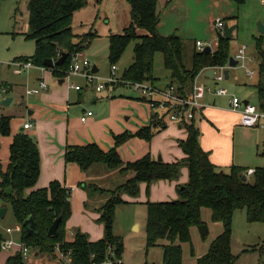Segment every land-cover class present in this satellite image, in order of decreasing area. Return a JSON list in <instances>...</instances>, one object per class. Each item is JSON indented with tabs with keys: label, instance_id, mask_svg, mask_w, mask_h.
I'll return each mask as SVG.
<instances>
[{
	"label": "trees",
	"instance_id": "16d2710c",
	"mask_svg": "<svg viewBox=\"0 0 264 264\" xmlns=\"http://www.w3.org/2000/svg\"><path fill=\"white\" fill-rule=\"evenodd\" d=\"M4 0H0L1 6ZM101 4L103 0H27L29 9V33L27 40L36 44L35 53L21 60L36 66L45 67V62L59 60V55L67 54L64 65L52 70L54 76L63 79L69 70L72 55L86 51L97 37L95 33L77 36L73 32L74 14L85 8L89 2ZM237 5L243 0H230ZM130 5L131 25L122 34L109 36L108 61L112 66L122 59L132 42L134 49L132 65L122 76L130 83L154 84L156 54L162 55V63L169 73L170 85H175L180 94H191L197 77L209 68L223 67L229 64L231 40L218 35V46L209 54L198 52L196 43L188 54L183 40L174 35L164 37L159 34L160 17L157 12V0H127ZM144 31L145 34H140ZM80 42L75 44V40ZM264 36L255 40L260 80L256 85L259 108L264 110ZM124 87L123 84L113 85ZM166 115L155 114L151 124L135 134L125 133L115 137V145L105 152L98 145L74 146L67 149L66 164H74L87 172L95 165H103L120 174H133V177L113 191L97 188L107 194L108 200L99 209L98 222L104 227V237L92 242L81 231L76 232L74 241L68 242L67 223L72 217V189L65 188L54 181L49 187L37 189L41 173V155L37 141L30 135L20 132L14 136L10 146L9 165L3 171L0 165V204L1 208H11L13 215L22 227L21 242L30 250L40 254L54 256L56 248L68 255L63 264H104L108 259L113 262L122 260L123 240L114 233L116 209L125 203V195L137 198L140 186L150 188L160 181H177L182 167L188 169L189 181L178 189L179 199L166 203H147L146 240L148 248L163 244L162 264H182V251L185 244L192 245V231L205 225L203 211L209 210L213 223L221 224L222 233L211 243L208 252L199 257L197 264H235L232 255V221L234 213L246 209L250 223H264V169H256L246 182L242 181L245 170L233 167L230 174L218 172L210 161L209 153L200 144V129L196 122L184 121L182 127L188 133L185 141L179 145L185 159L176 163H164L154 160L150 155L124 163L119 149L137 138L150 143L156 134L165 127ZM11 118L0 121V136H11ZM93 188V187H91ZM32 217L38 234L29 236L24 222ZM57 219H61L56 236H49V230ZM5 241L0 232L1 245ZM7 264H25L23 254L8 259Z\"/></svg>",
	"mask_w": 264,
	"mask_h": 264
},
{
	"label": "rangeland",
	"instance_id": "374dc122",
	"mask_svg": "<svg viewBox=\"0 0 264 264\" xmlns=\"http://www.w3.org/2000/svg\"><path fill=\"white\" fill-rule=\"evenodd\" d=\"M243 1V4L237 5L230 0H157V12L160 17L159 34L164 37L174 35L180 37L185 44L186 53L189 54L194 49L197 41L206 45H214L217 42L219 33L215 28V22L217 19H221L229 26H237L231 40L232 56L235 57L243 46L249 48L250 54H255V40L260 37L258 23L262 22L264 24V0ZM16 10H18L17 16ZM130 11V5L127 0H103L101 4L91 1L85 8L74 14L72 25L74 34H82L86 29L88 31L92 29L93 32H97L98 38L92 42L85 52L80 53H83L93 65L98 67L100 77L105 78L110 74L111 70V65L108 61L109 40L107 37L110 33L122 34L124 29L131 25ZM0 33V89L7 84L14 86L15 90L16 87L18 88L17 92L0 96V121L3 117L11 118V124L15 129L16 125L23 123L24 120L31 124L34 122L29 116L30 109L20 104V98L21 95H24V85L28 75L24 73L17 76L13 74L12 70L7 69V64L11 60L15 58H30L35 53V42L27 40L24 36L25 33H29L27 0H4L2 2ZM140 34L143 35L145 32L140 31ZM136 44L137 41L132 42L128 46L122 59L116 65L118 67V75H122L132 65ZM252 67L257 68L258 63L256 62ZM229 71L230 78L221 83V86L235 92L242 100H249L253 104H258L256 89L259 81L258 75L253 79H249L246 70L239 67L231 68ZM47 72L55 79H58L57 76H54L52 70H47ZM154 74L156 78L163 79V81H166V77L169 76L163 66L160 53L156 54ZM71 78L83 81V78L80 77ZM202 80L206 82L209 79L203 77ZM124 87V89L120 87L115 90L113 92L115 96H110V98L106 97L109 96L107 89L99 94L96 91L97 100L96 96L91 94V97L94 96L96 101H90L86 105V110L97 112V108L105 104L104 110L108 115L111 104L119 103L121 106L120 114L118 115L119 124L124 127L126 133L135 134L138 132H135L136 130H141L151 124L147 115L148 112L150 114V109L146 102L139 99L142 98L139 93L134 92L129 87ZM27 90L25 91L26 96ZM109 91L112 92L113 89ZM8 97L14 98V102L10 106H4L2 101ZM28 98L33 100V97ZM143 114H146L147 122L142 120ZM8 138L0 136V164L3 171L7 170L6 163L10 155V146L6 147ZM133 141H136L137 145L141 146L140 153L148 144L137 138H134ZM128 143V151L133 155L135 150H133V143ZM138 155L140 154L137 152L135 157ZM147 155L150 154L148 153L145 156ZM112 173L115 174L116 172ZM35 188L30 189L27 194L29 195L37 190ZM146 189L147 196L154 194L152 187H146ZM146 201L138 199L137 202H125L120 205L115 212L114 233L123 240V259L125 262L131 261L133 264H162L164 256L163 244L155 248H148L146 243L147 203H166L170 201H166L164 196L159 194L156 195L155 202L151 199ZM1 207L2 205L0 204V209ZM7 209V216L1 219L0 224V232L4 237L8 236L6 234L7 228L15 229L16 225H19L11 208L8 207ZM203 219L207 227L206 235L202 236L200 227L193 229L192 245L185 244L183 246L182 264H197L198 258L208 252L211 243L223 231L221 224L212 222L209 210L203 211ZM135 223L139 224L140 229L138 232H135L134 228L131 227ZM81 232L84 233L83 231ZM13 236L16 237V232ZM231 251L236 258L235 264H264V223H250L247 219L246 209L238 210L234 213Z\"/></svg>",
	"mask_w": 264,
	"mask_h": 264
},
{
	"label": "crops",
	"instance_id": "0c3cea01",
	"mask_svg": "<svg viewBox=\"0 0 264 264\" xmlns=\"http://www.w3.org/2000/svg\"><path fill=\"white\" fill-rule=\"evenodd\" d=\"M17 13L18 10H16V16ZM88 33L97 34L92 29L89 31L86 29L82 34L75 33V35L82 36ZM110 35L115 34L110 33ZM109 36L107 37L108 40ZM97 38L98 35L95 39ZM74 42L78 44L80 40L76 39ZM251 55L258 63V67L254 69L257 70L256 75H258L260 80L257 54L255 52V54ZM19 59L21 58H15L10 62ZM9 63L7 64V69L12 70L13 74L16 75ZM96 68L98 70L97 74L100 75L97 66ZM26 74L28 76L24 85L25 91L37 88L40 81H45L48 84V89L38 96H26L25 91V96L21 95L20 104L30 109L29 116L34 122L31 124L24 120L23 123H18L15 129L11 124V136L8 138V142H6V147L8 145L11 146L14 136L20 132L33 136L38 141L41 155V173L35 189L47 188L54 181L60 182L65 188L72 189V217L67 225L66 240L73 242L76 232L83 231L92 242L99 241L104 237V227L98 222L100 218L99 209L105 205L109 196L99 192L97 188L113 191L125 184L126 181L133 177V174H120L118 171L109 170L103 165H95L87 172H83L74 164H66L65 154L70 147L92 144L98 145L105 152L112 149L115 145V137L126 133L124 127L119 124L118 115L120 114L121 106L119 103H112L107 115L104 110L105 104H102V106L97 108V112H93V116L88 117L85 122H82V118L88 112H92L86 110V105L90 101L95 102L98 99L97 94H99H96L94 89H87L84 79L83 81L71 77L55 79L48 72H42L38 69H31ZM203 77L209 80L205 82L202 80ZM157 79L153 84L155 87L166 88L170 85L169 76L166 77V81ZM198 81L208 88L215 87L214 81L207 77L206 73L200 75ZM73 85L81 86L82 90H74L72 88ZM3 87L7 89V95L18 90L17 87L15 90L14 86L8 84ZM118 88L120 87L108 86L106 89L109 96L106 97L115 96L113 92ZM121 88L124 89L125 87ZM111 89H113L112 92L109 91ZM228 90L231 94L238 96L235 92L230 89ZM91 94L96 96V100L94 96L91 97ZM28 97H33V100ZM139 99L145 102L143 98ZM240 99L242 100V98ZM229 100L230 97H219L214 93H207L202 100L203 107L196 113L194 118L201 132L200 144L202 149L209 153L210 161L215 165L217 171L224 174H230L234 166L244 169L245 174L249 170L264 169V131L243 127L240 124L239 114L230 108ZM243 101L253 104L249 100ZM253 105L260 107L259 98L258 104ZM147 115L151 121V111ZM146 119H148L146 114H143L142 120L147 122ZM25 124H31L32 127L25 130ZM137 131L139 130L135 132ZM187 137L188 133L182 127V124L166 119L165 127L150 143L145 144L146 146L142 153H140L141 146H138L137 142L133 141V139L130 141L133 143V150L135 149L133 155L129 153L127 144L121 147L119 154L124 163L135 162V160L142 158L148 153L154 160H159V157L164 163H176L184 160L186 157L180 148L179 142L185 141ZM137 152L140 155L135 157ZM6 165L8 167L9 159ZM111 171L117 174H113ZM188 181V169L182 168L179 180L160 181L155 183V185L153 184L151 186L154 193L152 196L151 194L149 196L146 195V187L148 186L142 184L140 186V197L132 198L125 195L123 199L125 202H137L138 199L141 201L151 199L155 202L156 195L159 194L164 196L166 201H175L178 199L179 187L187 184ZM131 227L134 228L135 232H138L140 229L138 223L133 224ZM14 233L8 234L6 232L8 236L4 237L5 240L15 242L16 246L12 250L0 252V264H7L9 258L21 253L19 244L21 243L22 232H16V237L13 236ZM122 262L123 264H133L131 261H129L130 263L125 262L123 258ZM63 263L64 261L61 260L57 253L54 256H50L29 250L28 257L25 258V264Z\"/></svg>",
	"mask_w": 264,
	"mask_h": 264
},
{
	"label": "built area",
	"instance_id": "2783aa9c",
	"mask_svg": "<svg viewBox=\"0 0 264 264\" xmlns=\"http://www.w3.org/2000/svg\"><path fill=\"white\" fill-rule=\"evenodd\" d=\"M264 4V1H263ZM225 23L221 19H217L215 22V28L219 34L224 31ZM210 46L212 52L218 46V40L214 45H206L202 42H196V49L198 52H204L205 48ZM61 55H59V58ZM238 61L237 67L245 69L247 76L253 78L256 75L257 70L252 67L257 61L249 53V48L243 46L239 49L237 55L234 57ZM13 68L16 75H22L31 69H38L42 72H47L51 70L45 67H39L31 62L24 60H15L9 63ZM94 66L92 63L84 56L83 53H75L71 58V65L69 70L65 72L66 77H80L86 82L87 89H94L98 93L106 90L108 86L123 84L126 87L131 88L134 92H137L147 103L152 116L155 114L166 115V118L171 122H178L183 124L184 121H192L195 115L203 107L202 100L205 98L207 93H214L219 97H230L229 104L230 108L239 114L240 124L245 128L258 129L264 131V110L253 104H245L238 96H235L229 92L228 89L221 86L226 80L225 72L230 68L229 64L218 68H209L202 72L200 75H204L209 70H214V75L212 80L215 83L214 88H208L204 84L198 81L200 75L197 77L194 88L191 94L182 95L180 94L178 88L175 85H169L166 88L155 87L150 83H130L124 81L121 75H118V67L112 66L110 74L103 78L97 73L93 72ZM54 70V69H52ZM72 88L76 91L82 90L81 86L73 85ZM48 89V84L45 81H40L37 88L28 89L27 96H38L43 91ZM7 94V89H0V96H5ZM93 116V112H88L85 117L82 118V122H85L88 117ZM32 127L31 124H25L24 129L28 130ZM255 173V170H249L245 176L249 180ZM1 223V218H0ZM8 234L13 232H22V227L18 225L15 229H7ZM16 246V243L11 240H5L1 245V251L12 250ZM21 254L24 258L28 257L29 248L22 242L19 244ZM56 253L61 258L62 261H68V255L64 254L59 246L56 248ZM104 264H123L122 260L113 262L108 259Z\"/></svg>",
	"mask_w": 264,
	"mask_h": 264
},
{
	"label": "water",
	"instance_id": "95a60500",
	"mask_svg": "<svg viewBox=\"0 0 264 264\" xmlns=\"http://www.w3.org/2000/svg\"><path fill=\"white\" fill-rule=\"evenodd\" d=\"M236 28H237V26H229L228 24H225L224 31L221 34V37H223L225 39H228V40L233 39L234 31L236 30ZM258 31H259L260 35L264 36V24L262 22L258 23ZM203 53H205V54L212 53V48L210 46H207ZM67 58H68L67 54H62V56L56 62H54L53 60L46 61L45 62V66L47 68L51 69V70L55 69L57 67H61V66L64 65V63L67 60ZM237 65H238V61L234 57H231L230 60H229L230 68H236ZM93 72L94 73H98V70H97L96 66H94ZM229 74H230V72H229V70H227L225 72L226 80L229 79V77H230ZM213 75H214V70H209V71L206 72V76L209 77L210 79L213 78ZM61 83H62V81H61ZM13 100L14 99L12 97L6 98L5 100L2 101V104L4 106H10L11 103L13 102ZM244 103L248 104L249 102L245 101ZM159 161H161V158H159ZM242 181H244V182L247 181L246 176H244L242 178ZM6 213H7V209L6 208H1L0 209V218L4 219L5 216H6ZM60 222H61V219H57L54 222V224L52 225V227L49 230V236H56ZM24 227H25V229L27 231V234L29 236L38 234L35 221H34V219L32 217H29L24 222ZM200 230H201L202 236H205L206 232H207V227L205 225H202V226H200Z\"/></svg>",
	"mask_w": 264,
	"mask_h": 264
}]
</instances>
